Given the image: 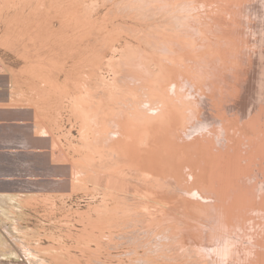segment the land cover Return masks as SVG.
<instances>
[{
  "label": "rangeland",
  "instance_id": "1",
  "mask_svg": "<svg viewBox=\"0 0 264 264\" xmlns=\"http://www.w3.org/2000/svg\"><path fill=\"white\" fill-rule=\"evenodd\" d=\"M168 1L0 0V76L9 83L0 89V144L11 141L0 145V264L206 262L196 256L193 238L184 231L200 229L206 215L199 212L195 197L166 183L173 177L168 175L176 165L173 157L179 160L183 154L188 160L196 150L188 145L179 152L175 138L167 137L158 97L163 86L170 91V83L162 80H178L179 66L169 59L179 44L191 39L195 47L185 50L186 70L201 59V45L208 44L201 33L209 41L221 40L205 32L209 27L198 32L218 12L226 13L223 7L230 3L219 0L220 11V3L186 0L193 4L187 15L186 8L180 9L182 0ZM164 3L167 9L161 8ZM263 25L258 22V30ZM189 29L194 39L186 35ZM227 37L245 43L236 33ZM260 51L264 53V43ZM197 66L203 71L190 74L199 84L195 78L205 74L206 63ZM256 87L260 84L252 89ZM249 118L252 130L258 131L264 124V101L257 102ZM165 136L173 146L168 152H152V142L159 145ZM199 148L209 152L207 158L198 155L205 171L223 163L228 152L213 140L210 146L200 142ZM248 152H264V144L248 147ZM170 233L174 236L168 237ZM177 252L184 258L179 260Z\"/></svg>",
  "mask_w": 264,
  "mask_h": 264
},
{
  "label": "bare ground",
  "instance_id": "2",
  "mask_svg": "<svg viewBox=\"0 0 264 264\" xmlns=\"http://www.w3.org/2000/svg\"><path fill=\"white\" fill-rule=\"evenodd\" d=\"M188 1L182 0V2L180 3V9H187V11H183V14H187L188 11L190 13L192 12L191 9L193 8V6L191 8V5L193 4H191V1ZM206 1L209 4L212 2V5L213 2L220 4L223 3H221L219 0ZM203 3H201L200 1L201 5ZM229 3V5H225L224 7L223 4L222 6H218V9L220 11L223 10H221V8L223 7L227 12H218L217 15L215 14L216 16L215 19H213V22L216 26V31L212 27H210L212 25L211 23L213 22L210 23V26H207L208 23L206 22L207 24L205 23V25H203L202 31L198 32L199 36V33L203 32V28L204 26H206L205 28H209L208 31H206L207 29L204 28L205 32L209 34H213L214 32L216 35H220L222 37L220 38L221 40L217 38L219 42L216 40L214 41L216 43H214L212 42V40L209 41V37L205 36V33H201V38L204 40L207 39L208 44H199L203 46L201 48L202 51L199 54L201 59L194 60L197 62L193 64L190 63L191 65L189 68L191 70H189V68H187L188 70H184L186 68L184 61H186V59H189L185 58L187 55V53H185L187 51L185 50L189 46H191V39L189 41H185L184 43L181 42L182 44H179L180 52L178 51V53H176L177 56L179 55V57H176V54L174 53L175 57L169 59L170 61L168 60L170 63H176L175 65L178 64L177 66H179V70L176 68V70L178 71L177 73L179 74L178 80L176 81L173 78L170 79L171 81H169V78H167V81L162 80L165 82L164 85H168V82L170 83L168 88L171 93H169L170 91H166L163 86L164 94L163 96H161V98L158 97V101L160 102L162 108L161 106L159 107V105L157 106L155 104L161 109V111H152L156 113L160 111L164 116L163 118H161L162 121L163 119L166 120V124L163 125L165 129H167L165 134H167V137L172 136L175 138L174 141L178 146L179 152H184L186 146L188 145L193 146L196 150V153L189 155L188 160L185 159V156L183 154L180 156L179 160H177V158L174 156V160L172 161H174L176 165L170 166V168L172 167L173 170L172 172H170V174H168L169 176H171L172 174L174 178L169 177L172 180L166 179L167 181H170L166 182L167 185L170 184L172 187H176L175 190L177 192L183 191L195 197L197 201L193 198L191 199H193L197 202V204L200 205L199 212L202 211L203 214L206 215L205 217L203 216V220L200 218L201 225L198 223L200 225V229L196 227V229H194L193 231L184 230L185 232L189 231V237L191 236L193 238L192 240L194 242L192 243L193 246L195 245L194 252L197 253L194 254H196V256L199 254V256L201 257L200 260L202 262L206 261L204 262V264H264V152H248V147L255 150L256 147L259 148V146L264 144V124L258 131H253L252 123L250 122L249 118V115L255 112L257 102L264 101V80L261 79L262 76L264 77V53H261L260 51V45L264 43V25L262 26V29L260 27V30H258V22L264 21V0H234L233 2H230L229 0ZM199 6H196L194 8L198 9ZM161 8L167 9L168 7L164 3L163 5H161ZM197 9L196 12L199 10ZM195 13L194 15H197ZM211 17L213 18L214 14ZM177 18H181L180 15H177ZM210 28H212L213 30H211ZM195 31L197 32V29H195ZM193 32L194 31L190 30V32H186V35L189 38L192 37L194 39L195 36ZM234 33L238 34V37L245 43H237V41L234 43V41L229 40L227 36ZM245 34L246 38L243 37ZM242 38H245L246 40H243ZM202 39L200 42L203 41ZM197 41L199 42V39ZM225 45L231 46V48H229V51L227 50V47H225ZM164 47H166V45ZM191 47L195 49L194 46ZM209 50L210 53L207 54ZM200 61L206 63V68L204 75L195 78L196 80L200 81L198 84L193 80V77L190 73L194 72L195 75V73H200L203 71L197 70V63ZM171 65L170 67H172ZM257 83L260 84V88L257 90L256 87V89L253 90V86L257 85ZM261 86H263V88H261ZM218 102L220 106L217 107ZM194 104L196 105V107H194ZM145 107H147V105ZM150 107L152 106L150 105ZM260 110L261 106H258L257 111ZM213 121L215 125L209 127V125ZM219 123L222 124L220 131L219 128H217ZM153 127L150 126V129H153ZM130 135L131 133L126 136L129 138ZM167 137L165 136V143L163 142V140L159 145L156 143V141L152 142L150 148L152 152H168V149L172 147L173 144L170 143L171 139H168L169 142L167 141ZM212 137L214 138L212 139ZM122 138L123 137H121V139ZM134 138L137 139L136 136L133 137V139ZM136 139L134 140L136 141ZM150 140L148 141V143H150ZM212 140L214 141L216 146L225 147L228 152L224 153L223 163L215 166L211 171H205L206 168H202V165L199 164L198 155H204L207 158L209 152L201 151L199 148V144L200 142H204L207 146H210ZM230 140H235V143L230 142ZM114 143L116 142L114 141ZM120 144L121 142L119 143V145ZM135 144L138 145L139 143ZM131 145H134V143ZM112 148L113 147H111V149ZM123 149L124 148H122L121 151ZM131 151L135 153L142 152V150L139 148H133L131 149ZM228 154L230 156L229 158H226V155ZM137 155L134 158L138 161L140 157L138 158ZM156 164L157 163L154 162L152 163V165L155 166ZM203 165H208V162H204ZM165 172L166 171H164V175L166 174ZM155 174L157 173H155L154 171V175ZM153 177L155 178L156 175ZM156 179L158 180L159 178ZM166 180L162 179L163 182H165ZM172 183H174V185ZM185 185L190 186V188H187L188 186ZM165 188L169 189V187ZM200 219L198 221H200ZM202 225H205V227H201ZM174 231L176 230L174 229ZM184 231L182 233H184ZM185 235H187V233H185ZM169 236H172L171 233L168 235V237ZM189 237H186V240ZM180 240H182L181 237ZM185 243L186 242H184L183 244ZM194 247L189 245V247L187 248L190 249ZM187 251L185 249V252ZM178 253L179 255H181L180 252H177L176 256H179L177 255ZM183 254L184 251L182 252V255ZM185 255L188 257L189 253L188 255L187 253L184 254V256ZM183 258L179 256V260ZM203 258L206 260H202ZM179 260H177V263L182 262H178ZM201 261L199 263H201ZM194 262L196 263V261ZM185 263L188 264L187 260ZM191 264H193V262Z\"/></svg>",
  "mask_w": 264,
  "mask_h": 264
},
{
  "label": "crops",
  "instance_id": "3",
  "mask_svg": "<svg viewBox=\"0 0 264 264\" xmlns=\"http://www.w3.org/2000/svg\"><path fill=\"white\" fill-rule=\"evenodd\" d=\"M7 86H9V83L7 82V81H4V79L3 78H1V76H0V89H5ZM7 141H10V140H3V142L0 144V145H2L3 146V144H5V143H7ZM13 141V140H12ZM11 142V141H10ZM11 146H13V147H15V145L13 144V145H11ZM5 147V146H4Z\"/></svg>",
  "mask_w": 264,
  "mask_h": 264
}]
</instances>
